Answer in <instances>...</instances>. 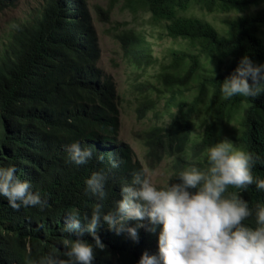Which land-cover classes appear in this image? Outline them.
Instances as JSON below:
<instances>
[{
  "label": "trees",
  "instance_id": "trees-1",
  "mask_svg": "<svg viewBox=\"0 0 264 264\" xmlns=\"http://www.w3.org/2000/svg\"><path fill=\"white\" fill-rule=\"evenodd\" d=\"M125 1L133 11L142 9L153 22L163 24L168 36L181 40L182 49L172 52L171 69L159 76L166 87L170 120L144 137L149 157L172 159L170 182H177L176 173L183 168L205 167L206 148L222 140L232 123L237 125L236 146L264 156V93L231 99H222L220 93V85L242 56L264 63V0ZM14 4L0 0V12ZM196 9L243 14L225 19L224 29H218L195 15ZM119 40L133 70L156 63L145 32L126 31ZM100 57V38L88 0H47L36 15L15 25L0 51V165H14L16 175L48 200L42 211L15 210L0 197V264H38L42 257L62 255L61 242L66 238L94 244L86 231L82 236L62 231L72 212L78 213L84 229L85 217L90 219L98 202L85 191V180L93 171L104 170L103 213L107 214L121 198L120 186L130 180L132 171H144L133 147L120 139V96L114 78L99 66ZM192 82L196 85L190 89ZM136 86L139 89L141 84ZM155 107L156 102L146 97L137 107L139 117ZM201 113L203 127L196 134ZM73 142L92 149L87 164L68 161L65 147ZM112 160L118 167H112ZM253 173L264 177V165H256ZM240 195L250 207L264 202V191L255 184ZM245 223L254 226V217ZM97 232L106 247L94 250L93 264H137L143 252L158 251V232L142 228L139 241L133 242L126 232L117 235L109 230L103 220Z\"/></svg>",
  "mask_w": 264,
  "mask_h": 264
},
{
  "label": "clouds",
  "instance_id": "clouds-1",
  "mask_svg": "<svg viewBox=\"0 0 264 264\" xmlns=\"http://www.w3.org/2000/svg\"><path fill=\"white\" fill-rule=\"evenodd\" d=\"M220 93L222 99L256 98L264 93V63L242 56L220 85ZM65 151L68 161L77 166L93 157L92 149L79 142L67 145ZM205 156V167L183 168L176 173L177 182L163 186H157L143 170L132 171L130 180L120 186L121 198L107 214L103 213L107 175L102 169L93 171L84 182L85 191L98 202L91 208L90 219L85 217L86 227L81 229L78 213L72 212L62 231L78 236L86 231L94 244L82 238L63 239L62 255L42 257L38 264H93L94 250L106 247L97 232L101 220L117 235L126 232L133 242L139 241L142 228L158 232L157 253L143 252L137 264H264V202L250 207L240 195L252 184L264 191V177L253 173L256 165H264V156L228 139L209 145ZM112 167H118L116 160ZM16 171L14 165H0V197L15 210L45 209L47 198L34 192ZM252 217L254 226L245 223Z\"/></svg>",
  "mask_w": 264,
  "mask_h": 264
},
{
  "label": "rangeland",
  "instance_id": "rangeland-1",
  "mask_svg": "<svg viewBox=\"0 0 264 264\" xmlns=\"http://www.w3.org/2000/svg\"><path fill=\"white\" fill-rule=\"evenodd\" d=\"M14 1L13 7L0 12V51L5 49L15 25L25 21L29 16L36 15L47 3V0ZM88 3L100 38L101 57L99 66L114 78L120 96V139L133 147L136 159L140 160L143 165L144 173L157 186L171 183L174 174L172 159L164 158V160L159 161L149 157L144 137L151 128L167 125L170 120L169 110L165 106L166 87L164 82L160 81L159 76L165 70L171 69L172 52L182 49L179 46L181 40L168 36L163 24L153 22L150 14L142 9L133 11L125 0L117 2L115 0H88ZM252 9L257 10L255 7ZM194 14L211 22L218 29H224L225 19H233L243 13L238 14L234 11L207 13L196 9ZM130 30L145 32L154 46L156 63L148 69L137 72L133 70L125 58L119 36ZM211 66L208 65V67ZM137 84H141L139 89ZM195 85L196 82H192L190 89L194 88ZM141 90L145 95H142ZM146 97L155 101L156 107L140 118L137 107ZM204 117V113L197 117L196 134L202 130ZM236 127V123L228 125L221 137L230 140L235 146L237 145L234 131Z\"/></svg>",
  "mask_w": 264,
  "mask_h": 264
}]
</instances>
